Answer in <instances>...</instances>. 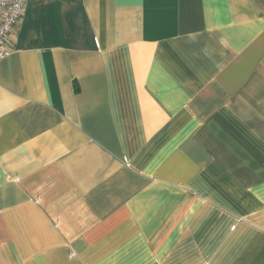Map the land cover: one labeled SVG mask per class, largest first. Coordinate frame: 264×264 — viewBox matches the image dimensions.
I'll return each mask as SVG.
<instances>
[{
    "label": "crops",
    "instance_id": "0c3cea01",
    "mask_svg": "<svg viewBox=\"0 0 264 264\" xmlns=\"http://www.w3.org/2000/svg\"><path fill=\"white\" fill-rule=\"evenodd\" d=\"M0 59V264H264V0H27Z\"/></svg>",
    "mask_w": 264,
    "mask_h": 264
},
{
    "label": "built area",
    "instance_id": "2783aa9c",
    "mask_svg": "<svg viewBox=\"0 0 264 264\" xmlns=\"http://www.w3.org/2000/svg\"><path fill=\"white\" fill-rule=\"evenodd\" d=\"M27 0H0V59L11 53L10 34L23 14Z\"/></svg>",
    "mask_w": 264,
    "mask_h": 264
}]
</instances>
